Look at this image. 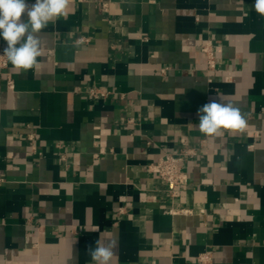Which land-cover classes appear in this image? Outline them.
<instances>
[{"label": "crops", "instance_id": "obj_1", "mask_svg": "<svg viewBox=\"0 0 264 264\" xmlns=\"http://www.w3.org/2000/svg\"><path fill=\"white\" fill-rule=\"evenodd\" d=\"M254 3L69 0L39 33L38 63L9 62L14 90L0 73V264H91L98 238L115 241L111 264H202L207 252L210 264H264ZM91 87L109 95L94 100ZM212 98L239 108L244 127L201 133L197 111ZM182 136L198 154L173 198L150 165Z\"/></svg>", "mask_w": 264, "mask_h": 264}, {"label": "clouds", "instance_id": "obj_2", "mask_svg": "<svg viewBox=\"0 0 264 264\" xmlns=\"http://www.w3.org/2000/svg\"><path fill=\"white\" fill-rule=\"evenodd\" d=\"M69 0H0V38L6 41L2 56L17 69L28 70L38 63L42 42L39 33L50 22L67 14ZM254 10L264 15V0H255ZM22 15L25 19H22ZM198 129L206 136H220L222 130L240 129L246 124L239 108L211 99L197 111ZM115 241L98 238L87 255L91 264H111Z\"/></svg>", "mask_w": 264, "mask_h": 264}, {"label": "built area", "instance_id": "obj_3", "mask_svg": "<svg viewBox=\"0 0 264 264\" xmlns=\"http://www.w3.org/2000/svg\"><path fill=\"white\" fill-rule=\"evenodd\" d=\"M103 7L107 8V3H103ZM6 46L0 45V54ZM202 51L207 54L208 69L215 70L217 67L215 54L210 47L204 46ZM0 73L5 76V86L8 90H14L16 88L15 81L12 72L9 70V62L6 57L0 55ZM88 94L94 100H100L106 98L109 92L100 87H91L88 89ZM131 122V120H129ZM29 139L34 141L35 134H30ZM198 154L196 148H193L189 144V139L186 136L180 138V145L178 150L172 153L164 154L157 162L150 165V170L163 180L171 193L173 198L178 195V190L186 186L189 182V176L184 169V164L189 160L195 158ZM183 212L185 210H182ZM170 212H174L170 210ZM185 212H188L187 210ZM197 260L202 264H210L212 256L210 252L201 254Z\"/></svg>", "mask_w": 264, "mask_h": 264}]
</instances>
